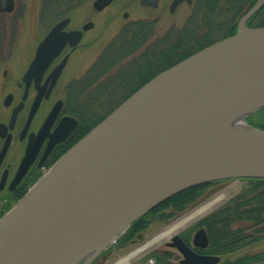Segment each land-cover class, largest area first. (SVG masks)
<instances>
[{
    "label": "water",
    "instance_id": "water-1",
    "mask_svg": "<svg viewBox=\"0 0 264 264\" xmlns=\"http://www.w3.org/2000/svg\"><path fill=\"white\" fill-rule=\"evenodd\" d=\"M111 1L93 0L92 7L99 11ZM158 2L139 0L153 8ZM180 2L172 0L169 11ZM262 5L264 0H257L233 34L155 74L69 147L1 215L0 264H90L134 220L184 189L214 180L264 178V127L245 123L248 133L229 128L264 106V26L246 24ZM13 6L14 0H0V11ZM68 20L56 22L37 44L22 76L25 90L34 75L37 88L51 59L66 44L75 46L82 30L92 26L88 21L81 30L67 31ZM39 101L38 93L29 117ZM60 132L59 123L46 150L64 137ZM7 147L5 139L0 161ZM34 152L27 147L10 189ZM192 244L207 246L204 228L194 233ZM167 245L182 254L179 264L220 260L196 253L179 233Z\"/></svg>",
    "mask_w": 264,
    "mask_h": 264
},
{
    "label": "rangeland",
    "instance_id": "rangeland-1",
    "mask_svg": "<svg viewBox=\"0 0 264 264\" xmlns=\"http://www.w3.org/2000/svg\"><path fill=\"white\" fill-rule=\"evenodd\" d=\"M92 1L63 2L61 0V2H43V0H14L13 9L0 14V118L5 112L2 106L4 94L8 90H13L14 93L17 92L16 87L12 84L5 86L8 79L7 75L13 76V78L18 77L17 75L22 72L33 56L38 42L44 36L51 23L63 16L61 13L64 10L66 14L71 16L69 26H79L89 20L93 21V26L84 33L81 44L73 52L71 61L60 83V88L69 78L83 77V79H86L88 77L86 83L81 86L82 105L89 110V115H100L108 111L107 107L111 104L114 105L117 99H119L120 94L126 93L137 81V78L139 79L146 75L147 71L138 70L140 66H144L142 59L145 55L149 56L151 61H154V58L157 57V63L159 64L176 55V51L171 50L160 57L156 51L162 46H167L170 49L173 48V38H171V42H168L163 41L164 37L174 33L176 34V38H178L180 36L178 30L186 23L195 8V2L189 5L181 3L170 12L169 4L171 0H160L155 8L141 6L137 0H116L105 8L96 11L91 6ZM124 13L127 14L126 17L123 16ZM135 20L152 22V35L143 46L125 57L111 71L100 77H91L92 75L89 70L103 48L125 25ZM155 42L158 43L155 44ZM146 48L147 51L143 54ZM130 66L131 68H129ZM154 66L155 64H151L149 68H153ZM132 67L135 68L133 72ZM122 68L126 70L120 72ZM4 70L6 71V76L3 74ZM115 74L118 75L114 76ZM253 114V121L257 123L256 125L259 124V126L264 127V111H255ZM243 121L250 124L246 117ZM247 185L248 180L245 178H229L219 180L217 183L207 186L205 191L214 190L209 196L201 199L198 204L190 207L178 216L164 221H152L145 232H143L141 239H138L134 243H129L124 247H120L115 242L107 248L110 251L105 257L97 256L92 263L115 264L121 258L142 247L146 242L158 237L160 233L165 232L169 227L175 225L202 205L222 195L221 199L206 210L193 216L180 227L168 234L162 235L159 240L138 251L130 258L129 262L120 263L156 264V259L152 254L154 252L161 253L164 250H170V257L162 261L161 264H178L181 254L177 249L166 246V242L170 240V236L177 232L187 233L193 229L190 235L192 236L202 218L228 203ZM247 231L258 239L252 242L249 241L245 246L233 251L219 254L221 257L219 264H223L227 260H235L245 255L264 251V232L259 231L258 227H251ZM150 259L152 262H150Z\"/></svg>",
    "mask_w": 264,
    "mask_h": 264
},
{
    "label": "trees",
    "instance_id": "trees-1",
    "mask_svg": "<svg viewBox=\"0 0 264 264\" xmlns=\"http://www.w3.org/2000/svg\"><path fill=\"white\" fill-rule=\"evenodd\" d=\"M79 1L82 0H63V2ZM256 1L257 0H195L194 12L188 17L186 23L180 30H178L180 36L176 38V34L173 33L164 37L163 41L168 42H171V38H173V48L170 49L167 46H162L156 51L157 55L160 57L161 55L163 56L169 53L171 50H175L176 55L160 64L157 63V57L154 58V61H151L149 56L145 55L142 59L144 66H140L138 70L143 72L147 71L146 75L139 79L137 78V81L126 93L120 94L115 104H111L107 107L108 111L100 115L95 114L96 116L90 114L91 124L95 125L98 123L130 93L135 91L159 71L196 50L236 32L239 18L249 10ZM43 2H61V0H43ZM61 14H66L65 10ZM247 25L249 27L264 26V5L247 20ZM151 35L152 22L145 20L129 22L103 48L89 72L93 78L108 73L125 57L143 46ZM156 43L158 42H155V44ZM146 51L147 48L144 50L143 54ZM151 64H155V66L149 68ZM129 68H131V66ZM124 70L126 69L122 68L120 72ZM133 71H135L134 67H132V72ZM116 75L118 74L114 76ZM261 110L263 112L264 107L257 112ZM252 115L254 114L251 113L246 118L250 124L256 125L257 123L253 121L254 117H252ZM256 126H259V124ZM247 180L248 185L243 190L228 203L202 218L198 223L199 226H196L204 227L207 233L209 241L208 252L224 254L245 246L249 241L252 242L257 240L258 238L255 237V235L247 231V229L251 227H258L259 231L264 232V178H247ZM218 181L219 180L209 181L195 185L170 196L134 220L127 230L117 238L116 242L120 247H124L129 243H134L142 238L143 232H145L152 221H164L168 218L183 214L187 209L198 204L201 199L209 196L214 189L205 191L206 187ZM33 182H30L29 185ZM25 190L17 196L0 192L2 193L0 194V217L15 203ZM191 231L189 230L187 233H182L187 243L190 240ZM109 251V249L105 250L100 256L105 257ZM152 255L156 259V264H161L162 261L170 257L171 252L170 250H164L161 253L154 252ZM263 258L264 251L252 255H245L235 260H227L223 264H245L256 260H262Z\"/></svg>",
    "mask_w": 264,
    "mask_h": 264
},
{
    "label": "flooded vegetation",
    "instance_id": "flooded-vegetation-1",
    "mask_svg": "<svg viewBox=\"0 0 264 264\" xmlns=\"http://www.w3.org/2000/svg\"><path fill=\"white\" fill-rule=\"evenodd\" d=\"M114 1L116 0L111 1V3ZM137 1L139 2V0ZM192 2H195V0H191L189 3L187 0H181L178 5L181 3L189 5L192 4ZM4 12L6 11L1 10L0 14ZM123 16L126 17L127 14L125 15L124 13ZM66 17H68L69 20L65 27H63L64 30L82 29L85 22L79 26L71 27L69 26L71 16L69 14H63L59 19L51 23L48 30L56 22ZM92 26L87 30L91 29ZM87 30H82L81 39L75 46L72 47L66 44L61 51L51 59L41 76L38 77L37 88L35 87L37 80L35 75L29 80L26 90L25 83L22 79L30 61L34 57L35 50L22 72L17 75L18 77L13 78V76L7 75L8 79L5 86L12 84L16 87L17 92L14 93L13 90H8L2 99V106L5 112L0 118V124L2 125L0 128V150L5 139L8 140V147L3 159L0 161V181L4 174L0 192L10 193L15 196L22 193L29 187L30 182L38 179L69 147L94 126L91 124L89 110L84 108L81 101V86L86 83L88 77L86 79H83V77L69 78L60 88V83L71 61L72 54L81 44L84 33ZM60 64H62V66L58 75H54L53 72L55 68ZM3 74L6 76L5 70ZM38 93L40 95L39 104L33 115L29 117L32 102ZM20 103L21 105L16 111L12 123H10L13 111ZM53 111H55L54 114ZM59 123L62 128L60 136L62 134L65 135L60 141L54 143L46 150L51 135L54 134ZM44 124V131L39 135V131ZM28 146H31L32 150H35L34 158L20 181L10 189V182L17 173L20 162ZM181 237L184 239L182 233ZM190 237L192 239V236ZM188 242L196 253L214 254L207 250L209 242L205 247L194 246L190 241ZM218 256L220 257V255ZM219 261H221V257Z\"/></svg>",
    "mask_w": 264,
    "mask_h": 264
},
{
    "label": "bare ground",
    "instance_id": "bare-ground-1",
    "mask_svg": "<svg viewBox=\"0 0 264 264\" xmlns=\"http://www.w3.org/2000/svg\"><path fill=\"white\" fill-rule=\"evenodd\" d=\"M229 128L231 129V131L234 132H239V133H248L250 131V128H248L245 125V122L243 121V119L241 117L237 118L235 121L232 122V125H229ZM222 198V195H219L218 197L214 198L212 201L202 205L201 207H199L197 210H195L194 212H192L191 214H189L188 216H185L184 218H182L180 221H178L175 225L169 227L168 230H166L163 234H168L170 233L172 230L180 227L181 225H183L186 221H188L189 219H191L193 216L198 215L199 213H201L202 211L206 210L208 207H210L211 205H213L215 202H217L219 199ZM161 236H158L156 238H154L153 240H150L148 242H146L142 247H140L139 249L131 252L130 254H128L127 256L121 258L119 261H117L115 264H120V263H127L129 262L130 258L135 255L138 251H141L142 249L146 248L147 246L151 245L153 242L159 240V238H161Z\"/></svg>",
    "mask_w": 264,
    "mask_h": 264
}]
</instances>
